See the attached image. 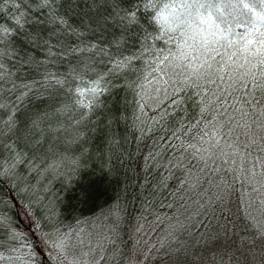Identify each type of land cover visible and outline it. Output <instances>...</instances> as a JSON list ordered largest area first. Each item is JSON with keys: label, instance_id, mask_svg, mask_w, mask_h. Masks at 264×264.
I'll return each instance as SVG.
<instances>
[{"label": "trees", "instance_id": "trees-1", "mask_svg": "<svg viewBox=\"0 0 264 264\" xmlns=\"http://www.w3.org/2000/svg\"><path fill=\"white\" fill-rule=\"evenodd\" d=\"M28 2L23 27L0 45L12 73L0 82V161L6 168L16 154L23 160L0 175V253L12 257L0 264H60L45 251V233L90 236L106 264H130L141 232L154 241L151 251H165V264H264V244L251 246L250 217L264 218L258 194L219 160L205 165L189 147H207L199 140L206 124L211 132L217 121L239 118L243 92L224 103L212 93L220 95L226 85L179 90L170 71L155 70L174 45L155 38L158 27L140 0H99L91 7L92 0H57L64 24L49 23L47 10ZM24 7L0 0V25L17 28L13 17ZM133 10L136 22L126 18ZM101 15L107 17L102 25L96 23ZM78 45L95 49L73 52ZM125 58L114 70L113 61ZM74 67L87 80L103 75L107 89L83 118L68 91L76 83L69 76ZM52 75L68 83L61 87ZM13 82L31 90L9 91ZM22 91L27 95L18 100Z\"/></svg>", "mask_w": 264, "mask_h": 264}, {"label": "snow or ice", "instance_id": "snow-or-ice-1", "mask_svg": "<svg viewBox=\"0 0 264 264\" xmlns=\"http://www.w3.org/2000/svg\"><path fill=\"white\" fill-rule=\"evenodd\" d=\"M7 2L8 0H4V3ZM98 2L99 0H92L89 7ZM13 3L18 10L22 4L25 7L13 17L17 28L0 25V45L5 44L6 37L13 36L18 28L23 27L24 17L31 10L28 0H13ZM35 3L38 10H47L49 23H66L56 13L54 6L57 0H35ZM139 6L145 12L152 13L150 19L159 30L155 38L164 40L167 37L164 42L174 45V49H168L167 55L162 59L158 58L155 70L165 75L170 71L179 80L181 85L179 90L217 85L219 82L226 87L221 89L220 95L216 93L212 95L217 101L223 100L224 103H227L234 92H243L242 102L238 98V106L235 108L239 118L232 116L223 122L217 121L212 124L211 132L207 130L206 124L201 130L203 134L199 140L207 147H197L195 144H190L189 147L194 149V157L198 156L205 165L209 161L215 164L219 160L225 166L223 170L235 173L237 181L250 186L252 192L258 194L260 204L264 206V155H253V150L264 154V0H171L162 4H159L158 0H140ZM126 18L136 22V10L128 12ZM106 21L107 17L102 15L96 19V23L101 25ZM39 38L40 34H37L29 37V40L35 43ZM94 49L95 45L85 47L78 45L71 50L84 53ZM4 54L0 48V82H3L6 75H12L5 70L2 62ZM126 62H129L127 58L113 61V69L124 67ZM160 65L164 67L160 68ZM84 67L88 69L87 64ZM69 76L71 81L76 83L69 86L68 91L73 95V103L83 110L82 118L86 117L97 106L99 97L107 90L103 85L104 76L98 75L94 80H87L75 67L71 69ZM52 79L61 87L68 83V77L62 80L52 75ZM168 82L164 81L165 84ZM172 82L176 83L175 80ZM17 87L31 90L27 84L17 85L13 82L9 91ZM27 91H22L17 99L27 95ZM3 107L5 105L0 103V108ZM207 110L206 105L201 108V113ZM13 115L14 113L9 115L5 121L9 128L15 124ZM40 119L37 117L32 121L34 127L39 126ZM205 137L208 139L205 140ZM9 147L11 148V145ZM4 163L0 161V175L10 173L17 164L23 163V160L16 154L7 162L6 168ZM215 170L220 171L221 168L217 167ZM80 195L86 198L89 193L85 190ZM261 216L264 217V212ZM250 219L255 220L256 230L251 246L255 247L257 241L264 244V218ZM2 222L0 220V223ZM12 238L24 237L23 234L13 233ZM49 242L58 253L54 259H59L60 255H63L60 264H65V261L67 264H88L75 254L68 260L66 236L52 240L50 234L45 233V243ZM31 255L30 253L29 257ZM11 259L12 257L0 253V261ZM15 259L19 260L20 257L16 256Z\"/></svg>", "mask_w": 264, "mask_h": 264}, {"label": "rangeland", "instance_id": "rangeland-1", "mask_svg": "<svg viewBox=\"0 0 264 264\" xmlns=\"http://www.w3.org/2000/svg\"><path fill=\"white\" fill-rule=\"evenodd\" d=\"M65 236L67 237L68 247L66 254L68 255V260H71L73 254H75L86 260L88 264H106V260L102 258L104 250L102 248L100 249L99 241H97L98 239L92 240L90 236L83 237L78 234L75 236L63 234L54 237L52 240ZM147 237L148 235H145L144 232L137 234V245L136 248L134 247L135 251L131 250L129 253L130 264H165V251H161V253H158V251H151L154 241L150 242V239ZM44 248L47 253H50L53 256V258L58 256L57 251L51 247L50 242L45 243ZM84 253H87L88 255L84 256ZM187 259L188 257L186 260ZM61 260H63V255H60V258L56 259L59 263ZM65 264H67L66 261ZM167 264H176V262L170 260ZM182 264H187V262L185 261Z\"/></svg>", "mask_w": 264, "mask_h": 264}]
</instances>
